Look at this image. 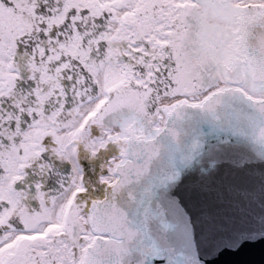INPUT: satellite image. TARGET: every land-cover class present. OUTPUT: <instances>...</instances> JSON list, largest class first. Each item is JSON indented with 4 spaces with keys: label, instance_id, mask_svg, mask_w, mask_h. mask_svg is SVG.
Returning <instances> with one entry per match:
<instances>
[{
    "label": "snow or ice",
    "instance_id": "6c2138e0",
    "mask_svg": "<svg viewBox=\"0 0 264 264\" xmlns=\"http://www.w3.org/2000/svg\"><path fill=\"white\" fill-rule=\"evenodd\" d=\"M0 264H264V0H0Z\"/></svg>",
    "mask_w": 264,
    "mask_h": 264
}]
</instances>
